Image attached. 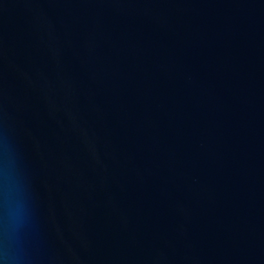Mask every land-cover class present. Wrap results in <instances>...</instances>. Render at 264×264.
<instances>
[{
    "label": "water",
    "instance_id": "95a60500",
    "mask_svg": "<svg viewBox=\"0 0 264 264\" xmlns=\"http://www.w3.org/2000/svg\"><path fill=\"white\" fill-rule=\"evenodd\" d=\"M0 264H264V0H0Z\"/></svg>",
    "mask_w": 264,
    "mask_h": 264
}]
</instances>
